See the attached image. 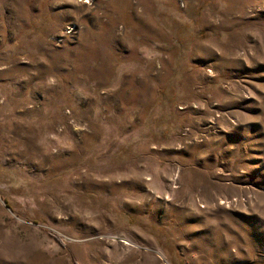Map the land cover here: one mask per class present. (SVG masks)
I'll use <instances>...</instances> for the list:
<instances>
[{
  "label": "rangeland",
  "instance_id": "1",
  "mask_svg": "<svg viewBox=\"0 0 264 264\" xmlns=\"http://www.w3.org/2000/svg\"><path fill=\"white\" fill-rule=\"evenodd\" d=\"M0 264H264V0H0Z\"/></svg>",
  "mask_w": 264,
  "mask_h": 264
},
{
  "label": "trees",
  "instance_id": "2",
  "mask_svg": "<svg viewBox=\"0 0 264 264\" xmlns=\"http://www.w3.org/2000/svg\"><path fill=\"white\" fill-rule=\"evenodd\" d=\"M7 205H8L9 207H11V205H10L9 203H7Z\"/></svg>",
  "mask_w": 264,
  "mask_h": 264
}]
</instances>
